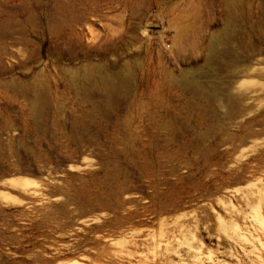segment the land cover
<instances>
[{"label": "rangeland", "instance_id": "obj_1", "mask_svg": "<svg viewBox=\"0 0 264 264\" xmlns=\"http://www.w3.org/2000/svg\"><path fill=\"white\" fill-rule=\"evenodd\" d=\"M0 264H264V0H0Z\"/></svg>", "mask_w": 264, "mask_h": 264}, {"label": "bare ground", "instance_id": "obj_2", "mask_svg": "<svg viewBox=\"0 0 264 264\" xmlns=\"http://www.w3.org/2000/svg\"><path fill=\"white\" fill-rule=\"evenodd\" d=\"M102 78V77H101ZM102 82V85L101 86H103V88H104V90L106 91V90H108V91H110L109 89H113L116 85L114 84V82L112 83L106 76L103 78V80L101 81ZM102 88V87H101ZM115 89V88H114ZM104 91V92H105ZM107 92V91H106ZM43 100H42V98H38L37 100H36V102L34 103V104H36V106L37 107H39L40 108V106L43 104ZM36 107V108H37Z\"/></svg>", "mask_w": 264, "mask_h": 264}]
</instances>
